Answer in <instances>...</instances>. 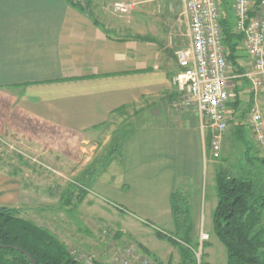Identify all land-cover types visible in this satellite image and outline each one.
<instances>
[{
  "label": "crops",
  "instance_id": "1",
  "mask_svg": "<svg viewBox=\"0 0 264 264\" xmlns=\"http://www.w3.org/2000/svg\"><path fill=\"white\" fill-rule=\"evenodd\" d=\"M117 1L135 4L138 14L116 23L109 6ZM174 2L0 0V90L20 92L19 111L33 121L34 128L61 130L68 138L97 133L119 109H142L157 98L151 109L146 107L140 114L146 115L143 122L147 123L129 132L122 162L113 163L118 173L111 167L99 174L86 200L109 209L114 224L127 230L128 226L138 228L128 236L160 262L179 264L180 245L169 244L172 248L168 246L162 257L148 246L151 236L166 241L158 239L156 232L176 233L171 195L180 185L188 194L192 243L197 241L202 223L205 228L210 226L206 231L211 240L216 238L213 212L217 197L215 188L210 197L204 189L209 157L199 121L189 114L173 116L178 121H172L166 113V102L177 94L172 82L177 72L167 57L172 58L179 48L178 37L172 29L161 37L160 29L149 27L144 19L151 8ZM229 2L222 5V18H230L235 25L233 3ZM159 38L162 40L157 41ZM174 60L176 63V57ZM237 91L258 103L259 96L250 92L247 81L235 82L231 100ZM241 106L238 111L229 107V131L222 141V146L226 143L234 150L240 145L242 121L247 125V118L236 121ZM7 125L0 127L1 135L14 132ZM17 179L0 172L1 207L18 208L21 184ZM213 246L206 247L209 258L213 256L209 251L218 249Z\"/></svg>",
  "mask_w": 264,
  "mask_h": 264
},
{
  "label": "rangeland",
  "instance_id": "2",
  "mask_svg": "<svg viewBox=\"0 0 264 264\" xmlns=\"http://www.w3.org/2000/svg\"><path fill=\"white\" fill-rule=\"evenodd\" d=\"M138 12L136 10L132 15L135 16ZM112 17L116 23H121L126 19V17L118 15ZM144 19L147 25H150L149 27L160 29L161 37L166 33V30L169 32L168 30L172 29L171 31L175 32L180 43L177 50L188 46V23L181 1L176 0V3L174 2L170 6L151 8ZM161 40L159 38L157 41ZM174 57L176 55L172 53L173 60L171 56L167 57V60L168 63L174 62L175 70L178 72ZM176 92L175 99L179 96L177 90ZM20 95L19 91L0 90V127L8 124L7 127L12 126V130H14L13 133L6 131L8 135L0 134V172L15 174L21 184L20 203L18 208H15L19 212L17 216L48 231L64 243L69 252L74 253L76 257L87 255L96 264H115L119 253L130 246H134V250L139 255L147 256L128 236L135 226H128L129 230H127L126 226H121L122 224H114L107 212L109 209L94 203L93 200L90 204L89 200L85 199L77 207L76 202L68 206L66 193L72 191L77 196L79 190H84L90 194L91 189L89 187L92 184L89 183L88 186L85 182L88 183L92 180L93 183L99 174L107 172L111 167L112 170H115L113 164L116 162L115 158L110 156L113 147L121 144L125 134L134 127L147 123L143 122L146 121V115L140 114L146 107L151 109L157 98L149 100V103H146L147 106L144 104L142 109L133 107L116 114L97 133L88 134L86 137L71 136L68 138L61 130L34 128L33 121L28 120V117H24L19 111ZM258 96V103L255 100L251 106H249L251 100L249 94L240 96L242 106L240 114L236 118L237 122L241 120L243 114L245 115L244 119H248L253 109L258 110L264 120V90ZM17 98L18 101L16 102ZM166 103L168 108L166 113L168 116L170 115L172 121H178L173 116L182 118L189 114L195 117L189 112L173 110L172 102ZM141 107L139 106V108ZM16 116H21V118L16 119ZM148 122L150 121L148 120ZM245 130L246 141L251 142L254 147L253 153H260L261 155V148L257 146L249 133L248 122L245 125ZM241 150H244L241 144L234 150L232 146H228L226 143L224 146L221 144L220 150L216 153L211 150L204 177V189L209 197L213 193V188L216 189V173L220 169L228 170L231 164L236 166L241 163ZM228 160L231 162L228 163ZM116 171L117 169L115 170L117 174ZM116 219L119 220V216ZM206 228L210 230L209 225H206ZM206 228L202 223L201 231L208 233ZM132 234L138 236L137 233L133 232ZM208 234L210 236V241L207 243L210 245L208 246L214 245L213 247L218 249L209 251L213 254L209 258L205 254L207 249L205 245L202 264H227L225 248L220 242L214 240L216 238H213V242L211 234ZM197 241L193 243V247L196 246ZM169 244L174 245L168 241H159L151 236L148 246L153 248L155 254L162 257V253L167 250ZM214 252H216L215 255ZM149 258L153 264H167L171 261L160 262L161 260L156 258L157 262L153 258Z\"/></svg>",
  "mask_w": 264,
  "mask_h": 264
},
{
  "label": "trees",
  "instance_id": "3",
  "mask_svg": "<svg viewBox=\"0 0 264 264\" xmlns=\"http://www.w3.org/2000/svg\"><path fill=\"white\" fill-rule=\"evenodd\" d=\"M229 4V0H222L223 6ZM222 28L227 59L233 73L240 76L244 73L248 59L242 48L243 37L235 32L234 24L228 17L222 18ZM234 95L229 106L231 110L238 111L242 105L239 91ZM252 103L253 97L249 106ZM126 109L127 107H123L116 113L119 114ZM244 116L241 115V118L244 119ZM243 123L245 122L242 121L240 138L237 142L243 145L241 156L245 158L241 157V163L236 166L231 164L228 170L220 169L215 176L217 205L213 212V232L226 250L227 264H264V158L260 153H253L254 147L251 142L246 141ZM129 132L123 137L122 143L115 145L110 153L111 158H115L116 162L123 160L124 143ZM211 138V132H208L205 139L208 157L211 154ZM89 183L92 184V180L85 182L87 185ZM183 189L181 185L177 187L170 199L176 233L167 235L156 232L155 234L160 240L181 245L182 260L179 264H195L191 251V246L193 247L194 244L190 239L193 228L191 210L188 194ZM87 195L84 190H79L77 196L74 192L68 191L67 205L71 206L76 202L77 207ZM18 213L16 209L0 206V246L9 247L0 248V264H30L28 257L10 247L21 248L31 255L36 264H79L64 243L48 231L20 219ZM137 247L157 261L146 247L140 244H137ZM167 264L174 263L170 261Z\"/></svg>",
  "mask_w": 264,
  "mask_h": 264
},
{
  "label": "built area",
  "instance_id": "4",
  "mask_svg": "<svg viewBox=\"0 0 264 264\" xmlns=\"http://www.w3.org/2000/svg\"><path fill=\"white\" fill-rule=\"evenodd\" d=\"M184 6L188 23V46L175 52L178 72L172 82L179 96L172 101L175 111L192 113L199 121L205 136L211 132V150H220L229 131V103L237 80H245L250 92L257 97L264 90V0H232L235 17L234 30L242 35V46L248 56V65L242 75H235L226 56L223 43L221 0H179ZM113 15L129 17L136 5L117 1L109 6ZM251 135L261 148L264 158V120L253 109L248 119ZM208 233L201 231L195 247L191 246L195 264H202ZM134 246L116 257L115 264H153L139 255ZM71 256L79 264H96L87 255Z\"/></svg>",
  "mask_w": 264,
  "mask_h": 264
},
{
  "label": "water",
  "instance_id": "5",
  "mask_svg": "<svg viewBox=\"0 0 264 264\" xmlns=\"http://www.w3.org/2000/svg\"><path fill=\"white\" fill-rule=\"evenodd\" d=\"M0 248L8 249L9 247L0 246ZM10 248L11 249H16L17 251H19L20 253H22L24 256L28 257L30 259V264H36L35 260L31 257V255H29L28 253H26L25 251H23L21 248H19V247H10Z\"/></svg>",
  "mask_w": 264,
  "mask_h": 264
}]
</instances>
